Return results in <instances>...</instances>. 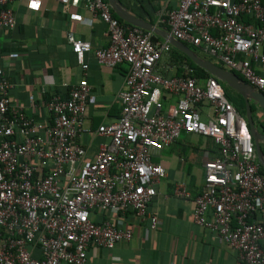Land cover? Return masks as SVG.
<instances>
[{"label":"built area","instance_id":"obj_1","mask_svg":"<svg viewBox=\"0 0 264 264\" xmlns=\"http://www.w3.org/2000/svg\"><path fill=\"white\" fill-rule=\"evenodd\" d=\"M19 1L0 0V30L15 29L10 5ZM56 1L68 7L72 0ZM85 6L107 25L109 46L94 51L97 63L128 66L117 96L121 115L95 131L109 141L87 160L78 140L92 132L84 129L89 42L69 36L85 77L67 97L49 98L48 123L12 105L13 86L0 68V264H87L92 246L112 250L132 239L131 230L97 220L107 213H132L156 230L159 219L149 206L166 170L155 159L183 134L210 138L219 148L204 163L195 224L233 247L237 264H264V220L257 219L264 217V175L248 122L224 85L212 76L203 84L186 64L182 76H162L157 67L170 44L120 23L105 0H85ZM158 23L264 94V0H178L159 12ZM165 95L177 99L166 112ZM174 195L190 198L182 183Z\"/></svg>","mask_w":264,"mask_h":264},{"label":"crops","instance_id":"obj_2","mask_svg":"<svg viewBox=\"0 0 264 264\" xmlns=\"http://www.w3.org/2000/svg\"><path fill=\"white\" fill-rule=\"evenodd\" d=\"M118 1L131 13V10H140L131 0ZM157 3L162 11L165 7L175 8L178 0ZM10 7L16 17V27L12 31L0 30V68L5 70L13 86L12 105L22 107L29 117L48 123L45 103L49 98L58 93L68 96L69 87L85 77L69 36L92 45V52L84 56L89 66L86 78L91 87L84 129L92 132L85 133L78 141L87 150L86 159L95 160L100 145L109 141L95 131L101 125L119 120L121 106L117 96L128 70L126 65L112 69L96 61L94 51L109 46L107 25L85 6V0H72L68 7L56 0H22ZM158 14L153 16L154 25L166 31L158 23ZM160 42L165 43L163 39ZM157 70L166 78L182 76L184 72L182 63L172 52L162 57ZM164 98L166 112L177 99L168 95ZM199 110L209 115L206 106ZM257 124L264 133L261 123ZM261 147L264 152V142ZM218 156L219 148L214 141L198 135L183 134L166 147L162 157L155 159L166 170V177L158 185V194L149 206V212L158 216V228L152 230L149 220L139 221L132 213L98 216L99 221H110L121 229L131 230L132 239L117 244L112 250L92 246L87 264H237L238 253L233 247L220 243L215 234L194 222L195 202L205 182L204 163ZM180 183L186 186L190 198L174 195L175 186ZM257 219L262 221L264 217L257 216Z\"/></svg>","mask_w":264,"mask_h":264},{"label":"water","instance_id":"obj_3","mask_svg":"<svg viewBox=\"0 0 264 264\" xmlns=\"http://www.w3.org/2000/svg\"><path fill=\"white\" fill-rule=\"evenodd\" d=\"M111 9L125 23L140 28L147 32H152L155 36L162 38L170 44L172 48L184 54L195 65L209 73L212 77L220 81L224 86L240 95L246 105V120L249 125L250 133L255 143L256 153L259 164L264 169V152L262 151L261 142H264V133L259 131L257 123L264 126V94L254 90L245 80L241 79L235 73L214 64L210 60L200 57L186 44L174 39L167 31H164L155 25L146 22L128 11L118 0H108ZM252 105L257 107L256 116L253 115Z\"/></svg>","mask_w":264,"mask_h":264},{"label":"trees","instance_id":"obj_4","mask_svg":"<svg viewBox=\"0 0 264 264\" xmlns=\"http://www.w3.org/2000/svg\"><path fill=\"white\" fill-rule=\"evenodd\" d=\"M135 2L140 10L144 13H141L140 10H131L132 13L134 15H136L137 17L143 19V20H148L150 23H152L153 25L155 24V17L153 18V16L157 15L159 13V7L160 5L157 3L160 0H131V2ZM114 14V13H113ZM144 14H146L148 17H146ZM114 16L120 21V23L125 24L124 21H122L119 17H117L115 14ZM162 39L160 37L157 36H153V41L158 42L161 41ZM193 51H195L200 57L206 59V60H210L212 61L214 64L219 65L221 67H223L222 64L218 63L216 60H214L213 58L211 59L210 57H208L207 55L203 54L200 50H198L195 47L189 46ZM171 52L172 54H174V57L180 61V63L182 64H186L189 67L195 69V76L198 77L201 80H207L208 78L211 77V75L209 73H207L205 70L201 69L200 67H198L197 65H195L191 60H189L184 54L178 52L177 50H175L174 48H171ZM224 68V67H223ZM225 69V68H224ZM236 74V73H235ZM238 75L241 79H243L239 74ZM244 80V79H243ZM225 87V91H226V95L228 97V99L233 103V105L235 106V108L237 109V111L245 116L246 115V105H245V101L244 99L238 95L236 92L230 90L229 88ZM229 91H232L236 94V96L232 95ZM67 97V94L64 96ZM252 110H253V114L256 113L257 111V107L255 105H252ZM255 116V115H254ZM264 127V126H262ZM262 174L264 175V169H261Z\"/></svg>","mask_w":264,"mask_h":264},{"label":"rangeland","instance_id":"obj_5","mask_svg":"<svg viewBox=\"0 0 264 264\" xmlns=\"http://www.w3.org/2000/svg\"><path fill=\"white\" fill-rule=\"evenodd\" d=\"M232 95H234V96H236V94L234 93V92H232V91H229ZM245 117H246V115H245Z\"/></svg>","mask_w":264,"mask_h":264}]
</instances>
